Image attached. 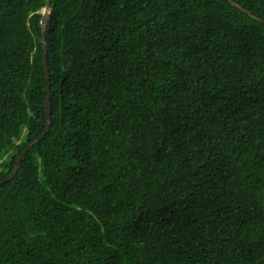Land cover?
<instances>
[{"label":"trees","instance_id":"16d2710c","mask_svg":"<svg viewBox=\"0 0 264 264\" xmlns=\"http://www.w3.org/2000/svg\"><path fill=\"white\" fill-rule=\"evenodd\" d=\"M232 1L51 0L7 179L47 0H0V264H264V0Z\"/></svg>","mask_w":264,"mask_h":264},{"label":"water","instance_id":"95a60500","mask_svg":"<svg viewBox=\"0 0 264 264\" xmlns=\"http://www.w3.org/2000/svg\"><path fill=\"white\" fill-rule=\"evenodd\" d=\"M237 6H239L238 4H236ZM51 10V0H47V3L45 5V7H43L40 11L43 12V16H42V20H41V28H42V41H43V45H44V62H45V71H46V75H47V80H48V84H47V98H46V114H47V128L44 131V133L38 137L37 139L33 140L31 143H28L27 146L24 148V150L22 151L15 167L13 168L11 174L7 177V179L12 178L17 170L19 169L21 160L23 159V157L26 155L28 149L34 144L36 143L41 137H43L45 135V133L47 132L50 123H51V102H50V94H51V89H50V72H49V67L47 64V59H46V54H47V44H46V39H45V34H46V28H47V23H48V15L49 12ZM4 181L0 182L3 183Z\"/></svg>","mask_w":264,"mask_h":264},{"label":"clouds","instance_id":"9594fccd","mask_svg":"<svg viewBox=\"0 0 264 264\" xmlns=\"http://www.w3.org/2000/svg\"><path fill=\"white\" fill-rule=\"evenodd\" d=\"M231 2L233 3V1L231 0ZM240 7H241V5L240 4H238ZM244 11H247L246 9H244ZM254 17H256V16H254ZM260 19V18H259Z\"/></svg>","mask_w":264,"mask_h":264}]
</instances>
